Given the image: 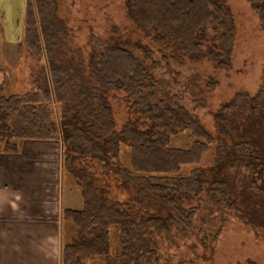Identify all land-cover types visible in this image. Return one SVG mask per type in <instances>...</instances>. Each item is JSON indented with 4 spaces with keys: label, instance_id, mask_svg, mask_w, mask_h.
<instances>
[{
    "label": "trees",
    "instance_id": "1",
    "mask_svg": "<svg viewBox=\"0 0 264 264\" xmlns=\"http://www.w3.org/2000/svg\"><path fill=\"white\" fill-rule=\"evenodd\" d=\"M27 1L23 42L39 64L28 90L0 93V147L17 151L25 140L61 142L63 167L82 195V207L63 209L75 234L62 247L61 264H87L95 257L105 264L152 260L156 250L151 231L139 226L121 201L104 197L96 178L74 161L97 158L106 171L112 168L120 174L121 186L134 189L140 198L160 197L170 206L169 214L142 221L164 231L177 223L176 215L191 222L194 208L182 206L173 194L195 196L205 190L210 181L200 164L217 139L182 109L158 103L155 78L125 46L105 43L95 50L88 74L56 63V0ZM248 1L264 17V0ZM128 6L139 24L154 27L183 54L225 63L235 37V19L225 0H128ZM109 89L131 97L132 108L148 114L150 126L139 128L129 121L118 130ZM224 108L220 119L233 145L225 149L219 141L207 189L246 223L264 228V86L255 101L244 97L240 104L226 103ZM184 130L195 140L186 147L170 145L171 136ZM122 143L130 148L129 165L119 159ZM111 157L117 158L114 165ZM185 165L195 166L183 174ZM114 229L118 250L111 244Z\"/></svg>",
    "mask_w": 264,
    "mask_h": 264
},
{
    "label": "rangeland",
    "instance_id": "2",
    "mask_svg": "<svg viewBox=\"0 0 264 264\" xmlns=\"http://www.w3.org/2000/svg\"><path fill=\"white\" fill-rule=\"evenodd\" d=\"M27 2L0 0V93L28 90L33 69L38 67L35 63L39 64L28 54L23 42ZM225 2L235 19V37L222 64L183 54L154 27L139 24L130 13L128 0H56L55 24L59 41L54 55L56 63L70 64L88 74L95 50L105 43L125 46L155 78L158 103L182 109L199 120L217 139L204 153L200 164L210 181L205 183V190L195 196L173 194L179 204L194 208L191 222L176 215L177 223L164 231L148 227L142 221L151 215L169 214L170 206L160 197L144 195L140 198L134 189L121 186L120 174L112 168L106 171L97 158L74 161L77 168L85 166L96 178L104 197L121 201L139 226L151 231L156 254L152 260L141 258V264H264V228L246 223L234 208L223 203L219 194L207 189L214 177L212 166L219 141L225 149L233 145L220 119L221 114L226 113L224 104H240L244 97L255 101L264 86V17L248 0ZM107 95L118 130L129 121L139 128L150 126L152 121L148 114L133 109L132 98L124 91L109 89ZM194 140L189 130H184L171 136L170 145L186 147ZM129 153V146L122 143L119 159L125 165H129ZM115 161L117 158L111 157L112 165ZM194 166L185 165L183 174ZM62 170L67 205L82 207L81 188L67 169L62 167ZM74 234L71 227L68 234L71 240ZM111 244L113 250L119 249L116 229ZM87 264L105 262L95 257Z\"/></svg>",
    "mask_w": 264,
    "mask_h": 264
},
{
    "label": "crops",
    "instance_id": "3",
    "mask_svg": "<svg viewBox=\"0 0 264 264\" xmlns=\"http://www.w3.org/2000/svg\"><path fill=\"white\" fill-rule=\"evenodd\" d=\"M62 167L59 140L0 147V264H61L72 227L63 218Z\"/></svg>",
    "mask_w": 264,
    "mask_h": 264
}]
</instances>
